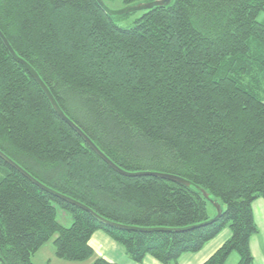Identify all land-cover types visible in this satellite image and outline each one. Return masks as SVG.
<instances>
[{
  "label": "trees",
  "instance_id": "trees-1",
  "mask_svg": "<svg viewBox=\"0 0 264 264\" xmlns=\"http://www.w3.org/2000/svg\"><path fill=\"white\" fill-rule=\"evenodd\" d=\"M104 1V0H103ZM135 4L152 0H123ZM105 3V2H104ZM262 13V18L258 16ZM95 0H0V31L31 65L63 113L123 175L54 111L0 40V264L54 255L113 264L89 245L95 231L140 263L179 264L228 227L202 264H255L252 203L264 200V0H172L118 26ZM204 189L223 211L210 214ZM56 202L73 218L56 220ZM189 227V228H188Z\"/></svg>",
  "mask_w": 264,
  "mask_h": 264
},
{
  "label": "water",
  "instance_id": "water-1",
  "mask_svg": "<svg viewBox=\"0 0 264 264\" xmlns=\"http://www.w3.org/2000/svg\"><path fill=\"white\" fill-rule=\"evenodd\" d=\"M98 5L102 8V10L108 14L109 16H119V15H123V14H129L135 11H140V10H148L151 9L153 7H157V6H167L171 3L172 0H152V1H147V2H139V3H135V4H130L126 7H123L121 9L118 10H112L110 9L103 0H95ZM0 40L3 42V44L5 45L6 49L8 50V52L10 53V55L18 62H20L24 68L28 71V73L33 77V79L37 82V84L41 87V89L44 91L45 95L47 96L50 104L52 105L55 113L62 119L64 120L67 124H69L77 133L79 136H81V138L91 147V149L100 157L102 158L111 168H113L115 171L123 174V175H127V176H136V175H154L163 179H167V180H171L174 182H177L179 184L185 185V186H191L192 183L185 179L182 178L180 176L174 175V174H169V173H162V172H128L125 171L123 169H121L119 166H117L113 161H111L105 154H103V152H101V150L90 140V138L73 122L71 121L61 110V108L59 107V105L57 104L56 100L54 99L53 95L51 94V92L49 91V89L47 88V86L44 84V82L42 81V79L40 78V76L38 75V73L31 67V65L29 63H27L25 60H23L21 57H19L15 51L13 50V48L11 47V45L9 44L8 40L6 39V37L3 35V33L0 31ZM0 157L7 162L9 165H11L12 167H14L15 169H17L19 172H21L23 175H25L30 181H32L33 183L37 184L39 187H41L42 189L46 190L47 192L69 202L72 203L74 205H77L79 207H81L82 209L90 212L91 214H93L95 217L101 219L102 221H105L106 223L116 226V227H121L124 229H137V230H143V231H149L152 229H143V228H137V227H132V226H126V225H121V224H117V223H113L109 220H106L104 218H102L101 216L97 215L94 211H92L89 207L81 204L80 202H77L69 197H66L50 188H48L47 186L43 185L42 183H40L39 181H37L34 177H32L29 173H27L25 170H23L19 165H17L14 161H12L7 155H5L1 150H0ZM195 189H197L198 191H200L202 193V195L204 196V198H206L210 204L215 208L216 214L209 220H207L205 223H211L212 221H214L217 217L220 216V214L222 213L223 209L220 205L219 202L210 199L209 194L202 189L199 186H194ZM189 228V227H188Z\"/></svg>",
  "mask_w": 264,
  "mask_h": 264
},
{
  "label": "crops",
  "instance_id": "crops-1",
  "mask_svg": "<svg viewBox=\"0 0 264 264\" xmlns=\"http://www.w3.org/2000/svg\"><path fill=\"white\" fill-rule=\"evenodd\" d=\"M260 199L258 198L252 203L253 218L258 231L249 240V246L255 264H264V226L261 228L258 219L260 218L264 222V200ZM221 233L211 239L200 251L182 254L178 259V263L202 264L231 234L229 231L225 234ZM89 245L96 256L102 257L113 264H162L149 255L145 256L140 263L134 262L125 254L122 247L116 241L99 230L91 235Z\"/></svg>",
  "mask_w": 264,
  "mask_h": 264
},
{
  "label": "rangeland",
  "instance_id": "rangeland-1",
  "mask_svg": "<svg viewBox=\"0 0 264 264\" xmlns=\"http://www.w3.org/2000/svg\"><path fill=\"white\" fill-rule=\"evenodd\" d=\"M104 2L112 10H118V9H121L123 7L130 5V4H126L123 0H104ZM143 12L144 10L135 11V12L126 14L125 16H122V17H116L114 18V21L120 27H129L136 18H138L139 16L143 14ZM261 18H262V13L258 16L259 20ZM52 205L55 207V210H56L57 222H59L62 226L69 227L73 222L71 213L68 210L60 207V205L57 204L56 202H53ZM208 209H209L210 214L215 212V208L213 206L212 207L209 206ZM214 215L215 214H213V216ZM258 219H259L261 228H263L264 222H262L260 218ZM227 231L231 233L230 229L226 227L221 231L222 232L221 234H225ZM54 237L55 236H53L49 241L44 243L38 249V251L34 254V256L32 257V261L34 264H89L92 261V258H88L83 261H68L65 259L57 258L54 255V246H53ZM237 258L238 257H237L236 252L233 251L229 255V258L226 264H235L237 261Z\"/></svg>",
  "mask_w": 264,
  "mask_h": 264
}]
</instances>
